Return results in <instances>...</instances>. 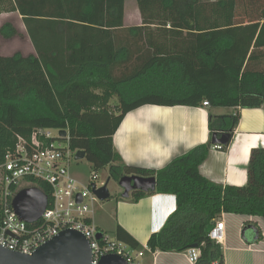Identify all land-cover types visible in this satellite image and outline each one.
Masks as SVG:
<instances>
[{"label": "trees", "instance_id": "obj_1", "mask_svg": "<svg viewBox=\"0 0 264 264\" xmlns=\"http://www.w3.org/2000/svg\"><path fill=\"white\" fill-rule=\"evenodd\" d=\"M135 2L140 24L125 26V0H0V16L20 17L34 51L0 54V162L17 136L66 129L70 149L84 152L94 174L108 168L107 182L155 180L154 192L133 191L134 201L153 194L175 198L174 212L146 243L150 252L183 253L196 246L197 264H223L221 246L208 237L221 214L249 218L243 238L261 239L251 219H264V148L250 152L246 185L231 187L199 173L211 141L151 170L124 165L113 136L128 113L144 106L261 107L264 0ZM18 35L10 23L0 27L4 40ZM238 120L237 112L209 115L210 137L232 136ZM35 187L50 200L47 186ZM114 238L142 251L119 227Z\"/></svg>", "mask_w": 264, "mask_h": 264}, {"label": "crops", "instance_id": "obj_2", "mask_svg": "<svg viewBox=\"0 0 264 264\" xmlns=\"http://www.w3.org/2000/svg\"><path fill=\"white\" fill-rule=\"evenodd\" d=\"M27 41L30 54H34ZM235 112L239 113V120L227 149L223 151L213 146L208 158L199 167V173L218 185L243 187L247 182L251 150L264 148V103L256 109L236 111L230 108L144 106L124 117L113 136V148L124 165L160 170L174 158L211 141L209 115L218 117ZM122 193L121 190L119 198L114 200L109 219L113 217L115 230L121 228L141 246V264H189L185 252L152 253L146 247L151 234L159 232L174 212L175 198L153 194L134 201L131 197L122 198ZM93 214L94 209L92 225L98 232L106 234L96 227ZM247 220L249 218L237 214H221L217 219L224 224V239L219 244L223 264H264V219L256 217L251 220L261 233V239L253 243H248L242 236L243 224ZM247 237L249 241L254 238L251 232Z\"/></svg>", "mask_w": 264, "mask_h": 264}, {"label": "built area", "instance_id": "obj_3", "mask_svg": "<svg viewBox=\"0 0 264 264\" xmlns=\"http://www.w3.org/2000/svg\"><path fill=\"white\" fill-rule=\"evenodd\" d=\"M202 107L209 105L203 102ZM61 131L65 136L60 135ZM69 141L66 129L39 128L28 138L17 136L14 146L5 152L0 162V246L30 255L60 232L73 230L87 239L92 254L91 264H98L106 255L121 257L126 264H141V250H133L116 239L110 240L103 233L100 239H96L100 232L92 225L91 215L94 203L99 200L92 186L94 190L102 186L96 185L97 174L94 173L87 186L70 178L68 167L71 161H75L77 151L70 149ZM214 149L220 147L214 146ZM36 184L50 189V200L39 189L47 196L46 209L38 221L26 223L16 215L12 202L20 191L36 188ZM223 228V222L216 221L208 233L209 239L221 244ZM185 256L189 264H197L200 251L189 248Z\"/></svg>", "mask_w": 264, "mask_h": 264}, {"label": "water", "instance_id": "obj_4", "mask_svg": "<svg viewBox=\"0 0 264 264\" xmlns=\"http://www.w3.org/2000/svg\"><path fill=\"white\" fill-rule=\"evenodd\" d=\"M65 136V132H60ZM231 134L214 132L211 136V145L225 147L229 145ZM85 159V154L78 151L75 154V161ZM156 182L153 178L123 177L118 186L122 189V198L127 199L133 191L144 193L154 192ZM99 201H106L110 198L107 184L94 190ZM80 202V199L78 200ZM47 206V196L37 188L20 191L12 202L16 215L26 223L38 221ZM249 230L255 232V227L250 226ZM101 238V233L96 239ZM190 248L197 249L196 246ZM92 254L87 239L79 232L65 230L48 240L30 255L9 251L0 246V264H91ZM98 264H126L116 255L103 256Z\"/></svg>", "mask_w": 264, "mask_h": 264}, {"label": "rangeland", "instance_id": "obj_5", "mask_svg": "<svg viewBox=\"0 0 264 264\" xmlns=\"http://www.w3.org/2000/svg\"><path fill=\"white\" fill-rule=\"evenodd\" d=\"M124 8L125 25H139L140 17L135 0H125ZM5 23H10L18 31L19 35L10 40H4L0 37V54L4 56H10L16 52L23 55L30 54L31 49L29 47L20 17L17 14L4 13L0 18V27ZM114 102V100H111L110 104ZM52 133L54 135V131H52ZM92 173L93 171L91 166L85 159L79 160L78 162L71 161L68 167V175L70 178L74 179L82 186H87L90 183ZM107 179L108 168H105L97 174L96 185L98 187L105 185ZM107 189L110 193V198L106 201H96L94 203V214L92 218L96 227L102 229L106 233V236H108L110 240H113L115 227L113 217L112 219H109V215L111 210L114 209V200L119 198L122 189L114 181H109L107 183Z\"/></svg>", "mask_w": 264, "mask_h": 264}]
</instances>
